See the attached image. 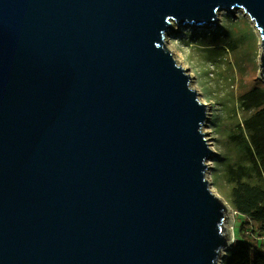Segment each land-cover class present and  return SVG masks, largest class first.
I'll use <instances>...</instances> for the list:
<instances>
[{
	"label": "water",
	"instance_id": "95a60500",
	"mask_svg": "<svg viewBox=\"0 0 264 264\" xmlns=\"http://www.w3.org/2000/svg\"><path fill=\"white\" fill-rule=\"evenodd\" d=\"M233 10L264 85V0H0V264L221 263L210 112L166 38Z\"/></svg>",
	"mask_w": 264,
	"mask_h": 264
},
{
	"label": "rangeland",
	"instance_id": "374dc122",
	"mask_svg": "<svg viewBox=\"0 0 264 264\" xmlns=\"http://www.w3.org/2000/svg\"><path fill=\"white\" fill-rule=\"evenodd\" d=\"M231 13L218 12L217 23L211 27L172 24L174 32L166 38L174 60L187 71L192 88L208 106L205 132L215 154L209 162L208 180L212 192L229 207V170L246 164L242 148L231 140L238 134L237 125L248 116L241 109L240 97L253 87H264L258 78L260 45L256 27L241 11ZM228 45L232 46L229 51ZM229 212L231 226L227 224L226 228L234 241L240 237L243 218L231 209Z\"/></svg>",
	"mask_w": 264,
	"mask_h": 264
},
{
	"label": "trees",
	"instance_id": "16d2710c",
	"mask_svg": "<svg viewBox=\"0 0 264 264\" xmlns=\"http://www.w3.org/2000/svg\"><path fill=\"white\" fill-rule=\"evenodd\" d=\"M232 46L228 45L227 51ZM248 114L232 142L242 148L246 164L229 170V205L243 218L239 238H235L222 264H264V87H253L240 97ZM261 239V243H259Z\"/></svg>",
	"mask_w": 264,
	"mask_h": 264
}]
</instances>
